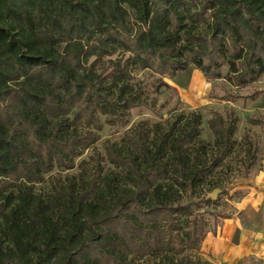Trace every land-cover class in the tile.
<instances>
[{"label": "trees", "instance_id": "1", "mask_svg": "<svg viewBox=\"0 0 264 264\" xmlns=\"http://www.w3.org/2000/svg\"><path fill=\"white\" fill-rule=\"evenodd\" d=\"M194 68L235 87L257 82L264 0H0V264H135L156 252L182 264L174 256L200 248L206 220L189 202L172 204L174 186L194 188L221 164L236 119L209 121L217 149L209 163L189 151L198 116L155 147L140 123L128 155L108 148L113 176L101 177L98 161L90 181L35 189L100 139L80 124L100 129L96 112L114 124L118 108L134 105L132 70L184 86ZM258 92L251 97L264 108ZM121 176L133 188L119 191Z\"/></svg>", "mask_w": 264, "mask_h": 264}, {"label": "rangeland", "instance_id": "2", "mask_svg": "<svg viewBox=\"0 0 264 264\" xmlns=\"http://www.w3.org/2000/svg\"><path fill=\"white\" fill-rule=\"evenodd\" d=\"M222 70L225 72L226 68ZM259 90L264 91V74L253 84L235 87L224 78L206 79L194 68L188 82L180 86L171 78H159L148 70H132L127 97L133 99L134 105L125 110L118 108L114 124L108 122L114 115L96 112L100 129L80 124L83 131L98 132L100 139L76 159L73 169L51 172L35 189L46 194L56 184L71 183L72 177L79 184L90 181L98 161L102 166L100 176H113L115 169L107 158L108 148H119L128 155L132 141L140 139V123H144L148 135L144 143L155 147L163 133H170L169 138L179 135L198 116L196 127L200 132L190 143L189 151L192 157L201 153L209 163L217 150L209 121L221 119L228 127L236 119L237 128L232 136L235 145L230 154L198 186L184 190L175 185L177 194L172 196L173 205L191 203L192 215L203 217L207 224L200 248L187 249L174 256V260L182 264H224L223 257L234 239L235 229L240 226L253 229L262 216L257 207L264 188V109L258 106L259 95L251 97ZM116 185L119 191L133 188L132 182L122 176ZM215 187L220 192L215 200L206 203ZM165 255L163 252L145 255L135 264H170Z\"/></svg>", "mask_w": 264, "mask_h": 264}, {"label": "crops", "instance_id": "3", "mask_svg": "<svg viewBox=\"0 0 264 264\" xmlns=\"http://www.w3.org/2000/svg\"><path fill=\"white\" fill-rule=\"evenodd\" d=\"M264 109V108H263ZM261 212L260 223L257 221L253 229L238 227L234 239L229 243L224 264H264V188L263 197L257 207Z\"/></svg>", "mask_w": 264, "mask_h": 264}, {"label": "water", "instance_id": "4", "mask_svg": "<svg viewBox=\"0 0 264 264\" xmlns=\"http://www.w3.org/2000/svg\"><path fill=\"white\" fill-rule=\"evenodd\" d=\"M220 192V189L219 188H216L213 190L212 194H211V199L212 200H215L216 197H217V194Z\"/></svg>", "mask_w": 264, "mask_h": 264}]
</instances>
